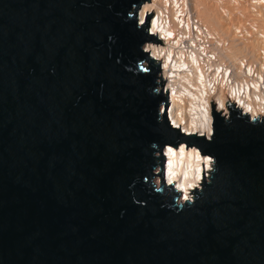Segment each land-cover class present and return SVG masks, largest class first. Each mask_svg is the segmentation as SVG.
I'll use <instances>...</instances> for the list:
<instances>
[{
	"label": "water",
	"instance_id": "95a60500",
	"mask_svg": "<svg viewBox=\"0 0 264 264\" xmlns=\"http://www.w3.org/2000/svg\"><path fill=\"white\" fill-rule=\"evenodd\" d=\"M144 1L0 0V264H264V120L171 127ZM181 143L217 162L182 206Z\"/></svg>",
	"mask_w": 264,
	"mask_h": 264
},
{
	"label": "bare ground",
	"instance_id": "6f19581e",
	"mask_svg": "<svg viewBox=\"0 0 264 264\" xmlns=\"http://www.w3.org/2000/svg\"><path fill=\"white\" fill-rule=\"evenodd\" d=\"M137 15L140 24L146 15L151 16L150 34L159 40L148 41L146 48L148 56L159 62L171 127L186 134L204 133L200 136L208 139L212 107L225 116L229 114L228 103L250 118L264 120V112L250 103L263 78L264 0H146ZM186 28L193 29L200 40H187ZM183 48L193 50L195 55L181 62ZM167 146L174 155L165 157V164L168 160L179 164L182 150L184 162L179 171L188 170V182L199 176L191 194L200 189L202 176L204 180L209 177L210 168L204 164L208 156L193 146L185 148L184 143Z\"/></svg>",
	"mask_w": 264,
	"mask_h": 264
},
{
	"label": "clouds",
	"instance_id": "9594fccd",
	"mask_svg": "<svg viewBox=\"0 0 264 264\" xmlns=\"http://www.w3.org/2000/svg\"><path fill=\"white\" fill-rule=\"evenodd\" d=\"M131 17V16H129ZM145 52L149 51V48H145L144 49ZM141 63H143L141 61ZM148 69L145 68L144 72H147ZM256 121L255 119H253L252 122ZM200 135H204V133H200ZM207 136H208V141H211L213 138V134H212V130L211 128H209L207 130ZM162 153L165 157H169L174 155V151L171 147L165 146L162 149ZM183 161V151L181 150V160L179 162V164L175 161V160H168L167 163L165 164V169H164V185L165 186H170L172 188V190L177 194L175 196V203L177 205H184L185 202L191 204L194 202V195L190 193V190L193 187H196L198 185H196L195 181L199 180V176L196 175L194 177L193 182H188V175L189 172L188 170H185L183 172L179 171V165L182 164ZM216 159L214 156L209 155L208 157L204 158V164L206 167L210 168V170L213 172H215L216 170ZM212 165H215V167L213 168ZM192 164L189 162L188 168L191 169ZM156 171L159 173L161 171V169L157 168ZM153 185V184H152ZM154 186V185H153ZM155 189L157 191H160L161 189V183L157 182L155 184ZM184 201V202H181Z\"/></svg>",
	"mask_w": 264,
	"mask_h": 264
},
{
	"label": "built area",
	"instance_id": "2783aa9c",
	"mask_svg": "<svg viewBox=\"0 0 264 264\" xmlns=\"http://www.w3.org/2000/svg\"><path fill=\"white\" fill-rule=\"evenodd\" d=\"M190 18L192 19L191 16H190ZM185 31H187V35H186L187 40L195 39L197 42L200 40V37H198V38L196 37L193 29L191 31V29L186 28ZM188 31H189V36H188ZM184 40H185V38H184ZM191 46H192V48H195V45L192 44ZM197 49H201V47L197 46ZM194 55H195V52L193 50H191L189 48L188 49L183 48L182 55L180 56V61L182 62V61L190 60L191 57ZM262 74H263L262 75L263 78L260 79L259 83H257V85H256L257 90L255 91V93H253V95H252L253 98L250 99V103L252 104V106H257L256 108L260 109L261 112H264V70L262 71ZM250 78H251V75H250ZM253 80H256V78H253ZM259 86H260V88H259ZM231 93L233 94V92H231ZM259 100H260V102H259ZM258 102L260 105L258 104ZM227 115H225V116H227Z\"/></svg>",
	"mask_w": 264,
	"mask_h": 264
}]
</instances>
